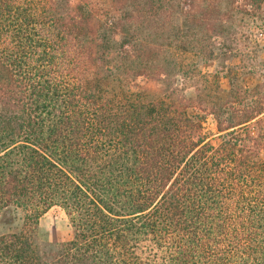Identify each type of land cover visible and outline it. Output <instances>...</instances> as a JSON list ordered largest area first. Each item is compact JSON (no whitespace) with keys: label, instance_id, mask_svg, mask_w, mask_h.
<instances>
[{"label":"trees","instance_id":"1","mask_svg":"<svg viewBox=\"0 0 264 264\" xmlns=\"http://www.w3.org/2000/svg\"><path fill=\"white\" fill-rule=\"evenodd\" d=\"M239 17L264 0H0V216H24L0 264H264V95L180 68Z\"/></svg>","mask_w":264,"mask_h":264},{"label":"rangeland","instance_id":"2","mask_svg":"<svg viewBox=\"0 0 264 264\" xmlns=\"http://www.w3.org/2000/svg\"><path fill=\"white\" fill-rule=\"evenodd\" d=\"M242 17L238 18L237 23H240ZM241 26L238 27L236 40H234L226 48H219L215 60L204 61L193 54L185 55L181 59V65L184 68L190 69L191 83L195 78L201 75L210 78L214 83L217 76L220 86L223 90L230 88L229 75L237 77L240 82L248 88L255 89V96L264 95V28L261 26V21L256 17H245L242 19ZM221 40H218V45ZM181 76H173L175 83L180 81ZM185 89V92L190 95L195 93L194 87L191 85ZM138 84L141 85L151 98H157L162 93L160 91L163 83L161 81L154 82L140 78ZM256 93V94H255ZM206 131L215 133L216 127L212 117H208L206 122ZM264 158V151H263ZM24 224V216L21 212H4L0 216V234L18 233L21 231ZM39 238L46 243L56 247L70 241L73 237V230L65 212L54 207L45 213L38 223Z\"/></svg>","mask_w":264,"mask_h":264}]
</instances>
